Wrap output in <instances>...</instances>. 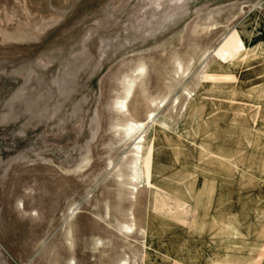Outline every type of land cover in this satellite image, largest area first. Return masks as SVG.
<instances>
[{"label": "rangeland", "instance_id": "1", "mask_svg": "<svg viewBox=\"0 0 264 264\" xmlns=\"http://www.w3.org/2000/svg\"><path fill=\"white\" fill-rule=\"evenodd\" d=\"M141 63L118 114L124 78ZM151 112L132 197L118 176L131 144L114 129ZM263 121L264 0H0V257L264 264ZM119 223L134 225L124 240Z\"/></svg>", "mask_w": 264, "mask_h": 264}, {"label": "bare ground", "instance_id": "2", "mask_svg": "<svg viewBox=\"0 0 264 264\" xmlns=\"http://www.w3.org/2000/svg\"><path fill=\"white\" fill-rule=\"evenodd\" d=\"M247 4L249 5L248 7H253V8L256 5H261V4H257V3H247ZM219 24H220L219 22H215L208 27L200 28V30H197V32L198 33L211 32L213 30L218 29ZM180 32H182V31H180ZM180 37H181V33L178 34L176 36V38H174V39L172 38V40H170V39L169 40L167 39L168 41L165 40L166 42L164 43V45L168 46V45L173 44L174 42H179ZM143 63L138 64L135 67V69L131 72V74L124 78V81H123L124 86L122 88V94L120 95L121 97H119L115 103L116 113L122 115V114H125L127 112V103H128V101L132 95L134 85L138 80L141 79V77L144 73V69L146 67ZM174 67L176 68V70L177 69L181 70V68H182L181 63H179V62H175ZM188 69H189V66L187 65L185 71ZM183 74H185V72H183ZM187 94L189 95L190 92H188ZM188 97L189 96H186L183 98V100L180 104V111H182L184 109L185 104L188 100ZM177 100L178 99H175L173 104H172L173 109H176L175 106H177L179 104V102H177L176 105H174V103ZM152 103H154V101H152ZM161 104L163 106V101L160 102V105ZM153 120H154V114H153V112H151L148 114V116L144 122H135V121H132L129 119L128 121H126V123L124 125L118 126V127H116V129H114L115 130L114 135H118V133H119L118 131L120 130L119 134L122 136V141H128L131 144V147H130L131 150H130L129 154L127 156L125 155L123 158L125 161L126 171L125 172L123 170H122L123 172L120 171L118 173V176H119V178L124 179L123 184L126 186L128 193L132 197L134 196L135 192L138 190V188L141 185V181H140V177H139V165H140V162L142 159L143 143L145 141L144 137H145V133H146V129H147L148 125ZM83 170H84V167L81 168V171H83ZM145 175H146V179L148 180L151 177L152 173L147 172V173H145ZM121 228L124 230V232L129 234V233H132L134 225L133 224H123V225H121ZM120 264H127V262L125 260H123Z\"/></svg>", "mask_w": 264, "mask_h": 264}, {"label": "crops", "instance_id": "3", "mask_svg": "<svg viewBox=\"0 0 264 264\" xmlns=\"http://www.w3.org/2000/svg\"><path fill=\"white\" fill-rule=\"evenodd\" d=\"M214 102V106L211 108L212 110H211V112H209L207 115H206V124L205 125H207L208 127H209V125H213L214 124V121H215V116L213 117V113L214 112H216V110H218V104L220 103L219 101H213ZM217 107V108H216ZM237 110V109H236ZM237 111H239V110H237ZM241 113V112H240ZM261 117V116H260ZM240 119H241V121H243V119H242V116L241 117H239ZM245 123V122H244ZM246 124V123H245ZM233 126V128L234 129H238V127L235 125V124H232ZM251 126V125H250ZM257 126L258 127H263L264 126V121H263V123H257ZM213 126H210V128H212ZM244 129L246 130L247 128L246 127H244ZM243 131V130H242ZM259 136V139H260V135H258ZM252 136H250V138H249V145L251 146V138ZM157 140V139H156ZM155 140V141H156ZM259 141V140H258ZM151 153H150V156H149V163L150 164H152V162L155 160L154 159V157H155V153H156V151L158 150V147H157V145H155V142H154V144H152L151 146ZM149 147V148H150ZM201 148V150H203L202 149V147H200ZM204 151V150H203ZM218 156H219V152H218ZM218 159L219 160H224L223 158H220V157H218ZM151 168H153L152 166H151ZM236 170H237V168H235ZM219 171L221 172H223L224 173V170H222V168H219ZM223 173L222 174H220V176H222L223 175ZM144 176V178H145V181H146V184H147V186L148 187H150V186H155L154 184H152L151 182H150V180L152 179V177H154V170L152 169V175H151V177L147 180L146 179V175H145V170H144V165L142 166V177ZM142 179V178H141ZM156 187V190H158L157 192L158 193H160V192H163V191H165V189H163L162 187H159V186H155ZM163 190V191H162ZM163 194H164V192H163ZM201 194V193H200ZM166 195V194H165ZM199 195V194H198ZM220 195H222V193L220 194ZM219 194H215V197L218 199V200H222L219 196H220ZM224 196V195H223ZM203 194H201V195H199L198 196V199L197 198H194V201H193V203L195 204V206L196 207H198V206H201V204L200 203H202V201H203ZM201 199V201H199ZM246 208V207H245ZM245 208H241V210H242V212H248V211H251L250 210V208H248V209H245ZM224 211V210H223ZM129 212L130 211H128L127 212V214H126V217H130L129 216ZM210 212V211H209ZM234 216H236V215H234ZM223 217L225 218V216H224V213H223ZM235 218V220H237V217H234ZM218 219V218H217ZM216 219V217L215 216H213V223L214 224H218V226H222V227H224V223L225 222H222V221H220L219 219L217 220ZM227 223L231 226V235L233 236V237H235L236 235H237V233H238V229H237V227H235V226H233L232 225V222H230V220H228L227 221ZM123 224H127V223H119L117 226H116V234L118 235L117 236V240H124L127 236H129V234L128 233H126V232H124L123 230H122V228H121V225H123ZM219 228V227H218ZM115 239V238H114ZM114 239H112V240H114ZM211 239H215V238H211ZM221 239H222V243L224 244V236L223 237H221ZM107 240V242H105V243H108V238L106 239ZM212 242V241H211ZM100 243H103L100 239H97V240H93V241H91L90 242V245H92V246H97V245H99ZM213 243V242H212ZM219 243H217V245H218ZM219 246V245H218ZM1 260H0V264H10V260L7 258H5V257H3V255H1ZM123 260H125L126 262H127V264H137V262L138 261H136V260H132V259H127V258H125V257H122V258H120V259H117V260H114L113 262H111V264H120ZM73 264H82V261H81V259L79 260V258H78V255H77V253L74 255V263Z\"/></svg>", "mask_w": 264, "mask_h": 264}]
</instances>
